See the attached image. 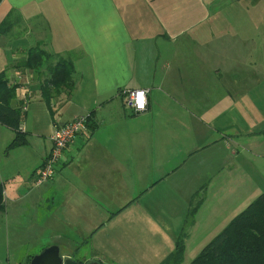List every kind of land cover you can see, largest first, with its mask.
Instances as JSON below:
<instances>
[{"label":"crops","instance_id":"obj_1","mask_svg":"<svg viewBox=\"0 0 264 264\" xmlns=\"http://www.w3.org/2000/svg\"><path fill=\"white\" fill-rule=\"evenodd\" d=\"M213 3L0 0V73L18 86L14 104L27 107L26 144L7 152L15 133L0 125V184L5 204L12 192L15 204L30 197L44 212L27 252L58 243L79 254L89 241L100 246L101 233L175 243L184 230L185 256L199 253L264 192V129L250 122L261 104L240 90L246 76H264V39L234 32L236 42L215 45L214 25L200 24ZM37 45L49 63L74 68L72 91L50 87V105L48 61L25 66ZM145 88L148 109L134 113L123 91ZM83 114L86 129L37 186L55 126ZM191 202L200 205L186 222ZM185 212L184 227L173 223Z\"/></svg>","mask_w":264,"mask_h":264},{"label":"rangeland","instance_id":"obj_2","mask_svg":"<svg viewBox=\"0 0 264 264\" xmlns=\"http://www.w3.org/2000/svg\"><path fill=\"white\" fill-rule=\"evenodd\" d=\"M211 1L214 2L211 7V14L200 24L214 25L215 45L217 43L221 45L223 40L227 42L229 39L236 42V38L240 34L234 32L243 33L244 38L247 39L246 42L253 38L257 39L258 36L264 39V0ZM228 27H230L231 33L221 36V31ZM231 50L235 51L233 48ZM258 75L256 78L246 76L245 80L243 78V86H239L247 101L261 104L259 109L251 110L250 122L252 124L261 123L264 129V76ZM234 79V77H230L229 81H234ZM10 193L11 195L7 197L6 211H0V264H28L30 256L36 255L34 253L37 249V246L30 245L33 250L27 252L29 249L28 242L34 240L33 238L36 236L34 233L38 229L35 225L39 224L40 213L44 212L37 205H34L30 197H22L27 199L15 204L13 194ZM21 193L24 194L25 192L21 191ZM45 211L48 212V210ZM186 212L182 221L173 223H180L184 227ZM107 234L101 233L97 236L100 246L97 244L94 246L89 241L79 254L73 253V257L92 259L100 264H108L109 262L106 260L112 256L113 264H159L175 249L174 242L171 243V241L166 240L165 242H157V239L148 237L143 233L142 235L140 233H129V235L125 233L119 236H115V234L108 236ZM197 253L188 252L183 264H189Z\"/></svg>","mask_w":264,"mask_h":264},{"label":"trees","instance_id":"obj_3","mask_svg":"<svg viewBox=\"0 0 264 264\" xmlns=\"http://www.w3.org/2000/svg\"><path fill=\"white\" fill-rule=\"evenodd\" d=\"M2 25L6 24H0ZM7 24L6 27H8ZM51 54L41 45L28 51L25 66L47 62ZM49 64V80L43 88V95L50 105L49 88L66 87L73 89V65L66 59H58ZM17 85L10 83L5 71L0 73V125L12 129L15 133L7 152L14 147L26 144V134L21 129L24 119L23 105L16 106ZM91 117V116H90ZM90 119V118H89ZM200 202H191L186 222L192 219ZM6 210L5 188L0 184V211ZM186 231H182L175 242V249L159 264H183L185 259ZM31 256L28 264L30 263ZM189 264H264V192L246 209L238 214L218 235H216Z\"/></svg>","mask_w":264,"mask_h":264},{"label":"built area","instance_id":"obj_4","mask_svg":"<svg viewBox=\"0 0 264 264\" xmlns=\"http://www.w3.org/2000/svg\"><path fill=\"white\" fill-rule=\"evenodd\" d=\"M140 93H143V100L141 99ZM148 94L149 89L146 88L127 89L123 91L125 101L133 109L134 113H141L148 109ZM141 102L146 105L142 111L137 109V105ZM26 109L27 107L23 106V110L25 111ZM89 118L90 115L88 114L78 115L65 124L55 126L50 135L52 143L51 150L34 178L37 186L43 185L54 178L59 164L65 158V149L71 144L77 134L86 129Z\"/></svg>","mask_w":264,"mask_h":264},{"label":"water","instance_id":"obj_5","mask_svg":"<svg viewBox=\"0 0 264 264\" xmlns=\"http://www.w3.org/2000/svg\"><path fill=\"white\" fill-rule=\"evenodd\" d=\"M29 264H83L80 261L73 259L69 255H65L61 251V246L58 243L45 248L41 253L32 257ZM88 264H100L92 260Z\"/></svg>","mask_w":264,"mask_h":264},{"label":"flooded vegetation","instance_id":"obj_6","mask_svg":"<svg viewBox=\"0 0 264 264\" xmlns=\"http://www.w3.org/2000/svg\"><path fill=\"white\" fill-rule=\"evenodd\" d=\"M63 253V252H62ZM64 254V253H63ZM73 254V252H71L70 254L69 253H67V254H65V255H69V256H71L73 259H75L76 257H73L74 255H72ZM77 260V259H76ZM78 261H80L81 263H83V264H88L89 262H91L92 261V259L90 260V259H84V258H81V257H78Z\"/></svg>","mask_w":264,"mask_h":264},{"label":"clouds","instance_id":"obj_7","mask_svg":"<svg viewBox=\"0 0 264 264\" xmlns=\"http://www.w3.org/2000/svg\"><path fill=\"white\" fill-rule=\"evenodd\" d=\"M140 95H141V99L143 100V93H140ZM145 106H146L145 103L141 102L140 104L137 105V109L142 111L144 110Z\"/></svg>","mask_w":264,"mask_h":264}]
</instances>
